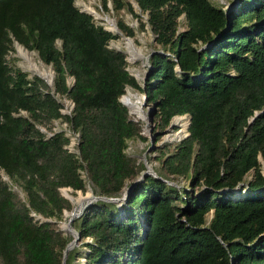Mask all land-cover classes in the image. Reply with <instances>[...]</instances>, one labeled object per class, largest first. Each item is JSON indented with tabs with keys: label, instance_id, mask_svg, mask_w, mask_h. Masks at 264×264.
Wrapping results in <instances>:
<instances>
[{
	"label": "trees",
	"instance_id": "trees-1",
	"mask_svg": "<svg viewBox=\"0 0 264 264\" xmlns=\"http://www.w3.org/2000/svg\"><path fill=\"white\" fill-rule=\"evenodd\" d=\"M100 1L138 16L127 0ZM134 2L157 45L141 84L108 46L118 33L74 0H0V264H62L72 236L49 219L72 206L59 187L84 190L86 180L118 199L84 203L72 219L83 249L68 248L64 264H264V0L228 11L210 0ZM15 41L51 65L52 85L8 63ZM127 85L144 93L157 127L189 116L188 134L139 178L144 165L125 151L141 136L119 100ZM60 117L79 134L77 154L63 130L38 126Z\"/></svg>",
	"mask_w": 264,
	"mask_h": 264
},
{
	"label": "rangeland",
	"instance_id": "rangeland-1",
	"mask_svg": "<svg viewBox=\"0 0 264 264\" xmlns=\"http://www.w3.org/2000/svg\"><path fill=\"white\" fill-rule=\"evenodd\" d=\"M132 4L134 12L138 14V16H135L131 11L127 9V7L121 8L117 12L114 11L111 7L110 2H108V9H103L101 5L100 0H74V4L80 9L85 10L84 5L87 3L92 2V5L96 8V10L101 14V16H95L93 13H91V16L95 23L103 25L105 28L112 30L113 32L118 33V36L115 38H111L108 41V46L111 48L120 49L125 53V59H126V69L129 71L130 74H132L137 81L141 84L144 74L146 71V63H147V57L149 52L156 47L155 41L153 39V34L150 31L147 24L144 25V28L141 29L139 27V19L142 21H146V13L142 12L135 4L134 0H127ZM212 3L223 7L225 10L228 11V9L235 7L237 0H210ZM108 16V17H107ZM104 17V18H103ZM107 17V18H106ZM122 19L126 24H128L130 27L133 28V35L130 37L134 39V45L137 49V52L139 54L133 53L132 50H130L124 40V33L120 31L116 25V27L111 29L110 19H114L115 24L117 19ZM178 29L181 30L185 26V18L184 15L181 14L178 18ZM14 44V42H13ZM12 44V45H13ZM15 44L13 45L12 50L8 52L6 55V59L8 63L14 67H19L23 71H26L28 73V76L31 77L32 74L30 71H28L26 68H24L19 58L16 56L15 52ZM35 51V50H34ZM36 52V51H35ZM35 57L37 60L42 63L47 69H50L51 72H53V69L50 64L44 63L38 56L37 52L35 53ZM38 75V74H36ZM40 76V75H38ZM41 77V76H40ZM46 83L49 85H52L53 80V73L51 76V82H47V80L44 77H41ZM72 77L68 78V81H71ZM128 90L133 92L135 94L136 98L140 99L141 102V112L135 113L133 112L126 104V107L128 108L129 116L138 122L139 125V133L141 136H136L127 141V146L125 148V151L127 154L134 156L136 158V161L139 163H142L144 165V168L141 170V172L145 169L146 164H149L150 167L153 169V171H156L159 169V163L157 156H159L160 151L168 152L171 151L175 145L180 141L181 138L185 136L187 133V126L189 121V116L184 113L180 115H174L172 116L170 120V124H168L166 127H157L155 117L153 116V113L151 117H149V113L151 111V104L147 103V99L144 96V93L134 87H131L127 85L125 87V96L128 93ZM122 95V94H121ZM121 95L119 98L122 100ZM124 96V97H125ZM60 100L62 102V107L60 108L61 112L64 114H69L73 103L70 98H67L66 96H61ZM22 113L25 114L24 111ZM176 118V119H175ZM184 125V128L182 127ZM40 129L45 133L48 134L49 132H52L53 130H63L65 134L71 135L73 132H77L73 130L67 120H65L63 117L53 119L49 125H43L38 124ZM153 132H156L153 134ZM175 135V136H174ZM173 136L174 138H171ZM260 160V166L261 170L264 173V158L259 156ZM81 174L85 171L83 169H80ZM140 172V173H141ZM252 170H250L245 175V180L250 178L252 175ZM1 176L3 180H6L11 188L17 192L19 196L23 195L22 190L20 187H18L15 184H12L7 175L1 171ZM171 182H175L174 179L170 180ZM181 183L183 180H180ZM60 193L66 197L68 195L71 199L70 202L72 204L70 209H64L62 213V217L59 219L51 218L50 220H55V223L59 229L63 231L66 235H71L72 237L75 236L73 232V224L72 220L70 222V225H66L64 222L68 220L69 215L71 214V211H77L79 208L78 201L80 198H85L84 203L89 199L93 198L91 195H96L93 191L91 184L86 180L85 188L84 190L81 189H72L70 186H60L59 187ZM66 194V195H65ZM76 216V215H75ZM210 214H207V217L209 218ZM36 217H39L42 219L41 216L36 215ZM44 218V217H43ZM49 219V218H48ZM71 246L75 245L79 247L80 249H83V240L79 238V235L74 237L72 239ZM83 258L78 257L77 259H74L72 264H79L80 260Z\"/></svg>",
	"mask_w": 264,
	"mask_h": 264
},
{
	"label": "bare ground",
	"instance_id": "bare-ground-1",
	"mask_svg": "<svg viewBox=\"0 0 264 264\" xmlns=\"http://www.w3.org/2000/svg\"><path fill=\"white\" fill-rule=\"evenodd\" d=\"M84 9L93 13L95 16H101V14L96 10V8L92 5V2L84 5ZM108 17V16H107ZM106 17V18H107ZM104 18V17H103ZM111 29L116 27L114 19H110ZM126 46L133 51V53L137 52V49L134 45V39L129 36L123 35ZM16 51L15 54L19 58L21 65L30 71L32 74H38L41 77H44L48 82H51L52 73L50 69H47L42 63H40L35 57V51L28 50L25 46L21 45L17 41L14 42ZM139 54V52L135 53ZM124 95V94H123ZM122 97V101L126 104L133 112L139 113L141 112V102L140 99L136 98L135 94L128 90L127 95ZM176 117V116H175ZM176 119V118H175ZM184 128V125L182 126ZM175 136V135H174ZM171 138H174L171 136ZM66 195V194H65ZM69 197L68 195H66ZM70 198V197H69ZM71 199V198H70Z\"/></svg>",
	"mask_w": 264,
	"mask_h": 264
},
{
	"label": "water",
	"instance_id": "water-1",
	"mask_svg": "<svg viewBox=\"0 0 264 264\" xmlns=\"http://www.w3.org/2000/svg\"><path fill=\"white\" fill-rule=\"evenodd\" d=\"M135 4H136V6L138 7V5H137V3L135 2ZM82 11H85V12H87V13H89V14H91V12H89V11H87V10H82ZM225 11H227V10H225ZM72 80H73V78H72ZM48 82V81H47ZM50 83V82H49ZM119 100L124 104V102L119 98ZM149 115V117H151V115H152V112L150 111V113L148 114ZM188 123H189V121H188ZM188 134V132L185 134V136ZM147 173H152V174H155V171H153V169L150 167V165L149 164H146V167H145V169L140 173V175L138 176V178L139 177H142L143 175H145V174H147ZM137 178V179H138ZM67 197V196H66ZM91 197H93V198H89L88 200H90V199H94V198H103V199H108V200H116V199H118L116 196H110V197H104V196H99V195H91ZM69 198V197H68ZM70 199V198H69ZM84 200H85V198H80V200L78 201V205H79V208H78V210L75 212V211H71V214L69 215V217H68V220L66 221V222H64L66 225H70V222H71V220L73 219V217L75 216V215H78L79 213H80V211H81V209L83 208V206H84ZM87 200V201H88ZM45 219H48V218H45ZM50 220V219H49ZM73 232H74V235L75 236H73L72 237V239L74 238V237H76V235L78 236V233L77 232H75L74 230H73ZM72 239L66 244V246H65V248H64V252H63V258H62V264H64V258H65V256H66V253H67V250H68V248H70L71 247V244H72Z\"/></svg>",
	"mask_w": 264,
	"mask_h": 264
},
{
	"label": "built area",
	"instance_id": "built-area-1",
	"mask_svg": "<svg viewBox=\"0 0 264 264\" xmlns=\"http://www.w3.org/2000/svg\"><path fill=\"white\" fill-rule=\"evenodd\" d=\"M55 131H58V130H53L52 132H49L48 134H46V136L51 135ZM67 136H68V142L64 145V147L67 148L68 151H71L77 154L78 153L77 143H78V138H79L78 132H73L71 135H67ZM81 176L85 177V174L82 173Z\"/></svg>",
	"mask_w": 264,
	"mask_h": 264
}]
</instances>
